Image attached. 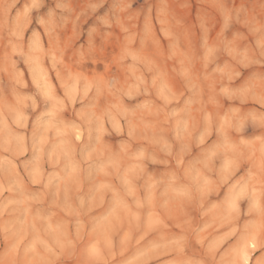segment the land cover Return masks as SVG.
Listing matches in <instances>:
<instances>
[{"label": "clouds", "instance_id": "clouds-1", "mask_svg": "<svg viewBox=\"0 0 264 264\" xmlns=\"http://www.w3.org/2000/svg\"><path fill=\"white\" fill-rule=\"evenodd\" d=\"M0 264H264V0H0Z\"/></svg>", "mask_w": 264, "mask_h": 264}]
</instances>
